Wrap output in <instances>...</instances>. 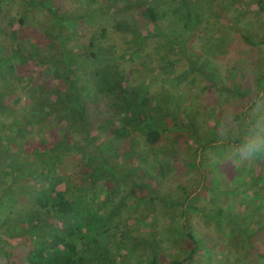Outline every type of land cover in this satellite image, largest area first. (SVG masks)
I'll use <instances>...</instances> for the list:
<instances>
[{
	"label": "trees",
	"instance_id": "16d2710c",
	"mask_svg": "<svg viewBox=\"0 0 264 264\" xmlns=\"http://www.w3.org/2000/svg\"><path fill=\"white\" fill-rule=\"evenodd\" d=\"M173 2L184 37L169 21ZM236 10L247 17L240 0H0V264H264V155L235 153L222 166L221 151L207 171L203 154L224 139L185 140L200 126L150 98L165 69L167 83L190 61L199 24L239 38L222 15ZM253 10L263 14L264 0ZM211 39L206 49L222 54ZM243 40L264 55V36ZM257 75L231 151L264 138ZM186 150L200 153L192 164ZM172 161L193 167L195 182L179 181ZM231 166L238 177L225 183ZM140 207L142 219L126 218Z\"/></svg>",
	"mask_w": 264,
	"mask_h": 264
},
{
	"label": "rangeland",
	"instance_id": "374dc122",
	"mask_svg": "<svg viewBox=\"0 0 264 264\" xmlns=\"http://www.w3.org/2000/svg\"><path fill=\"white\" fill-rule=\"evenodd\" d=\"M240 1L244 2L245 16H247L245 19L239 16L240 13H237V10L233 13H222V15L225 16L224 19L228 22V26H226L228 31L225 32H229L228 28L231 27V30L233 29L236 34L240 35L239 38L228 33L225 34V38L222 40L218 36L214 37L216 33L206 32L204 23L199 24L196 31L202 38L193 37L188 43L189 47L186 50V53L190 54V61L174 66V77L167 78V83L163 82V79L168 76L165 71L167 69H165V74L161 75L160 78L158 77L160 81L154 85L157 92L160 93L159 96L156 97L152 95L150 97L152 100L159 99L161 102L159 105H161L162 108L165 107L166 112L171 114L180 113L184 120L183 125L191 120L193 123L200 126L199 132H196V135H191V131L182 132L181 136L185 137V140L191 138V136L194 139H200L201 143L224 139L221 141L226 143L223 144L222 142H218L219 148H210L203 154L202 161L207 171L215 170L214 161L218 162V155L221 151L224 152L223 159L220 161L222 166L225 165L224 160L233 157V151L229 149L227 141L233 139V137H231V132L236 130L235 127L237 125L234 119L242 106V102H244L243 96L250 93L247 91L250 90L255 95L256 93H260L261 83L258 81L259 75H257V73H262L264 75V55L260 54V51L258 52L257 46L254 47L252 44H248L243 40V37L255 43H259L263 40L262 23H264V13H255L253 10L255 7V0ZM173 6V9H177V12L174 13L175 11H173V15L169 21L170 23H174L173 29H176L174 35H181L180 37H184V35L179 34V32L186 33L183 27L186 13L183 7L178 6L176 2H173ZM165 25L168 26V23H165ZM186 35L188 34H185V36ZM204 35H206L205 40L203 38ZM209 38H212V42L216 41L217 49L219 53L222 54L213 53V47L210 50L206 49L212 46L210 42H206ZM205 43L207 44L205 45ZM180 45L183 46V43ZM184 54L180 55L183 56ZM203 86H206V90L202 89ZM244 89L246 91H244ZM240 96L243 99H241ZM260 96L264 97V94L261 93ZM220 113L221 115H219ZM180 114H178V116ZM251 117L253 118L255 116ZM261 121L262 119H259L256 122L262 123ZM215 125L216 127L214 128ZM190 127L192 128L195 126L191 124L189 128ZM256 139L255 137L254 140ZM137 142L141 143L138 137ZM171 142L172 140H169L168 144H166L168 147L162 149L164 152L165 150L169 151ZM172 145H176V143ZM236 153L242 154L239 151ZM162 154L160 157L163 156ZM196 154L200 153H196L194 150H186L183 152L182 157L186 159L187 163L192 164ZM212 162L214 164H212ZM171 163V166L176 168L180 176L179 181L188 183L189 179L186 175L193 171V167L183 166L179 168L178 165L175 164V161ZM225 169L226 178L234 174L232 179L226 180L224 177L225 183H231L236 176L238 177L236 168L235 171L232 166ZM193 173H195V171H193ZM220 177L221 176L217 175L215 180H218ZM189 182L193 184L195 180H189ZM164 192L165 191L161 188L156 190V193L159 195H162ZM144 194H147V192ZM158 203L162 206L160 201ZM129 214L135 219H142L145 216V212L141 207L137 213L134 211H129L127 214L125 213L126 218H128L127 215ZM192 222H195L194 218ZM197 229H201L203 232L205 231L203 225L198 226ZM137 230H139V228H137ZM144 235L147 236L148 233L143 234V236ZM8 248L18 256L17 258H24L25 251L23 248H17L14 245H8ZM145 251L146 250H143L142 247H139L137 253L134 255L135 259H142V253ZM240 254L241 258L245 256L244 251H241Z\"/></svg>",
	"mask_w": 264,
	"mask_h": 264
},
{
	"label": "clouds",
	"instance_id": "9594fccd",
	"mask_svg": "<svg viewBox=\"0 0 264 264\" xmlns=\"http://www.w3.org/2000/svg\"><path fill=\"white\" fill-rule=\"evenodd\" d=\"M232 151L233 154H235L237 151L243 153L244 158L247 159H251L256 153L264 155V138H258L256 140L247 141L242 145L241 149H233Z\"/></svg>",
	"mask_w": 264,
	"mask_h": 264
}]
</instances>
